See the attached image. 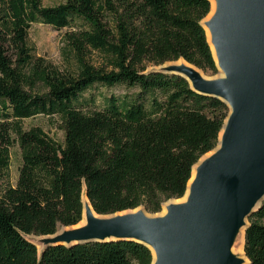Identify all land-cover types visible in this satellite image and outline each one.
Wrapping results in <instances>:
<instances>
[{
	"label": "trees",
	"instance_id": "1",
	"mask_svg": "<svg viewBox=\"0 0 264 264\" xmlns=\"http://www.w3.org/2000/svg\"><path fill=\"white\" fill-rule=\"evenodd\" d=\"M210 10L209 0H64L48 7L0 0V182L13 144L20 155L14 183L0 184V264L151 263L148 248L134 240L56 244L37 255L24 235L77 226L83 192L96 214L138 206L155 213L163 201L184 196L198 158L216 146L227 106L177 74L146 68L182 59L215 73L200 24ZM74 20L79 24L64 32L73 69L31 54L32 23L61 29ZM92 51L100 63L87 59ZM25 78L46 91L25 89ZM96 83L135 93L127 103L110 95L101 109L81 108V93ZM36 115L58 117L61 141L39 126H22ZM261 218L264 198L243 234L248 264H264Z\"/></svg>",
	"mask_w": 264,
	"mask_h": 264
},
{
	"label": "water",
	"instance_id": "2",
	"mask_svg": "<svg viewBox=\"0 0 264 264\" xmlns=\"http://www.w3.org/2000/svg\"><path fill=\"white\" fill-rule=\"evenodd\" d=\"M214 1L204 24L221 77L202 78L182 59L187 66L160 68L228 110L212 154L196 167L186 201L167 206L162 217L135 210L100 219L86 210L84 225L48 234L41 251L56 244L129 239L153 249L150 264L241 263L230 244L264 198V0Z\"/></svg>",
	"mask_w": 264,
	"mask_h": 264
},
{
	"label": "rangeland",
	"instance_id": "3",
	"mask_svg": "<svg viewBox=\"0 0 264 264\" xmlns=\"http://www.w3.org/2000/svg\"><path fill=\"white\" fill-rule=\"evenodd\" d=\"M63 1L64 0H40L41 5L44 7L54 6L59 3H62ZM78 24L79 21L74 20L67 27L61 29H54L49 25L40 22L32 23L27 30V36H26V42L28 46L31 48V54L35 57H39L43 63L50 64L51 66L59 70L73 69L74 58L72 52L70 51L64 39V32L75 28V26ZM87 59L94 64H98L101 62L102 57L98 52L92 51L90 54H88ZM180 62H182V60L178 59L175 61L164 62L159 65H148L146 70H160L161 66L175 65ZM203 75L209 79H218L221 77L220 71L218 69L213 74L203 73ZM27 77H29V75H27ZM25 82L23 83V87L27 90L33 92L46 91V87H44V85L40 81H36L32 78H25ZM134 93H135V89L127 88L122 85L103 86L96 83L81 93V96L79 98V102L81 103L80 107L84 109H101L106 105L107 99L109 98L110 95L117 98L118 102L127 103L130 100V98L134 96ZM21 124L24 128H28L30 126H35V125L39 126L49 137L53 138L54 140L61 141L62 139V130L60 129L59 119L56 115H49V116L36 115L32 118L22 119ZM210 152L211 151L200 156L197 161H200V159L203 158V156L207 155ZM19 163H20L19 149L16 144H13L9 148V165L6 170L5 176L2 178L0 184H4L5 182H8L9 184L14 183L17 173V167ZM171 199H175V198H169L163 201L160 205V210L155 213L146 212L142 209L141 206H138L134 208V210L128 209L111 214H95L94 216L96 218L105 219L113 215L128 214L134 212L135 210H140L143 212L145 216L157 217L159 212L163 211V206ZM257 221L264 225V218L258 219ZM77 227L80 226L57 225L52 235L59 234L61 231H68ZM240 232L241 235L237 240H235L236 236L233 237L229 249L232 256H234L235 258H239L242 261L243 258L245 257L243 253V242H244V237H242L244 236L243 228L241 229ZM49 236L51 235H33V234L24 235V237L27 240H29L31 243L34 244L37 255L40 253L44 245L43 239ZM246 262L247 260L244 259L243 264H246Z\"/></svg>",
	"mask_w": 264,
	"mask_h": 264
},
{
	"label": "bare ground",
	"instance_id": "4",
	"mask_svg": "<svg viewBox=\"0 0 264 264\" xmlns=\"http://www.w3.org/2000/svg\"><path fill=\"white\" fill-rule=\"evenodd\" d=\"M209 2H210V4H211V10H210V13L208 14V16L206 17V19H204V21L201 23L202 24V27H203V29L205 30V33H206V37H207V40H208V44H209V47H210V49H211V52H212V56L215 58V50H214V47H213V45H212V43H211V41H210V33H209V30H208V28L206 27V25L204 24V22L207 20V19H209V17H211L212 16V14L214 13V10H215V1L214 0H209ZM180 61V60H179ZM171 64V63H170ZM173 64H175V63H173ZM185 65V66H187V64L185 63V62H180V63H178V64H175V65ZM164 66H167V65H164ZM198 73H199V75L202 77V78H206L204 75H202L199 71H198ZM209 79V78H208ZM220 135H221V133H220ZM219 135V136H220ZM212 154V152H210V153H208L207 155H205V156H203V158H201L200 159V161H198V163L196 164V165H194V167L192 168V173H191V178H190V180H189V182H188V185H187V189H186V191H185V194H184V196L181 198V199H177V200H169L164 206H163V211L162 212H160L159 214H158V216H160V217H162V216H164L165 214H166V208H167V206H169V205H174V204H181V203H184L185 201H186V198H187V196H188V191H189V186H190V184H191V182H192V180H193V178H194V176H195V170H196V167H197V165L203 160V159H205V158H207V157H209L210 155ZM82 208H83V215H82V220H81V222L77 225V226H81V225H84V223H85V221H84V215H85V211L86 210H88L90 213H91V215H95V213L92 211V209H91V207H90V204H89V202H88V200H87V198H86V196H85V194H84V192H83V194H82ZM107 217H109V216H107ZM241 229H242V227H240L238 230H237V233L235 234V240H237L239 237H240V235H241ZM243 237V236H242ZM243 239V238H242ZM150 251H151V254H152V256L154 257V251H153V249L150 247ZM247 260L245 257L243 258V260ZM243 260L241 261V263H239V264H243ZM245 262V261H244Z\"/></svg>",
	"mask_w": 264,
	"mask_h": 264
}]
</instances>
